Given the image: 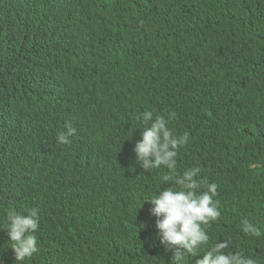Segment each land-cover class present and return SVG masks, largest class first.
I'll return each mask as SVG.
<instances>
[{"label":"trees","instance_id":"trees-1","mask_svg":"<svg viewBox=\"0 0 264 264\" xmlns=\"http://www.w3.org/2000/svg\"><path fill=\"white\" fill-rule=\"evenodd\" d=\"M50 51L66 56L61 67L46 66ZM0 96V187H14L22 207V183L12 174L18 148L47 150L58 171L21 210L38 209L41 238L53 230L78 237L133 213L137 237L120 239L96 264L130 255L138 264H174V248L153 244L149 204L140 209L173 185L161 182L166 169L145 172L133 151L140 113H174L173 133L189 132L177 171L200 167L197 179L218 186L221 217L207 229L209 246L227 240L225 251L264 264V235L245 236L239 227L248 219L264 233V0H0ZM65 112L98 129L84 153L78 146L60 153L50 136L48 118ZM26 118L39 138L26 131ZM111 149L121 157L105 156Z\"/></svg>","mask_w":264,"mask_h":264},{"label":"clouds","instance_id":"clouds-1","mask_svg":"<svg viewBox=\"0 0 264 264\" xmlns=\"http://www.w3.org/2000/svg\"><path fill=\"white\" fill-rule=\"evenodd\" d=\"M65 60L66 56L58 51L45 55L48 67L59 68ZM174 116V113H169L167 118L164 115L154 116L152 111L147 110L138 116L142 132L133 148L137 164L145 172L166 169L161 182H171L173 185L150 195L140 207L146 208L149 204L148 213L150 211L153 216L154 225L153 244L166 250L174 248V264H185L186 257L198 253H203V256L196 264H259L258 258L246 256L241 251H225L229 248L227 240L209 246L207 229L221 217L219 202L214 199L218 186L205 179H197L201 173L200 167L188 168L182 173L177 171L178 151L188 143L189 132L185 131L182 136L173 133L169 122ZM46 123L51 128L50 136L54 144L59 143L60 153L76 146L79 148L81 134L85 136V143L90 144L99 133L92 123L78 119L71 112L52 115ZM26 131L33 138H39L41 134L36 127L28 126ZM46 151L37 148L36 152L29 153L17 149L12 174L22 183L21 188L24 187V196L22 192L19 195L22 207L14 204L17 197L14 187L8 190L0 187V264H7V257L14 258L10 260L13 264H96L94 258H106L107 248L120 242V239L133 240L137 237L140 231L137 232L139 225L136 217L131 216L133 213H124L130 217L111 219L85 235L77 237L65 231L53 230L50 240L41 238L44 223L39 218L38 209H30L27 213H21V210L31 208L48 191L57 176V168L49 162ZM111 181L110 178L106 179L104 186H109ZM12 192L13 201L7 204V196ZM119 220L121 225H118ZM239 227L245 236L260 238L264 235L248 219H242ZM54 240L55 244L52 245ZM137 261L135 256L130 255L124 257L121 264H138Z\"/></svg>","mask_w":264,"mask_h":264},{"label":"bare ground","instance_id":"bare-ground-1","mask_svg":"<svg viewBox=\"0 0 264 264\" xmlns=\"http://www.w3.org/2000/svg\"><path fill=\"white\" fill-rule=\"evenodd\" d=\"M29 90H31V89H29ZM22 92V91H21ZM21 92L19 93L20 95H21ZM25 93L27 94V92L25 91ZM2 99V97L0 96V100ZM7 101L8 102H12V99L11 98H9L8 97V99H7ZM26 114H28V113H26ZM37 114H41V113H37ZM42 114H44V113H42ZM43 116V115H42ZM26 124L30 127V128H35L36 126H37V124L36 123H34L33 121H31L29 118H26ZM53 135H55V134H53ZM90 147V146H89ZM89 147H87L86 145H85V136H84V134H81V144H80V148H81V153H84L85 151H86V148L87 149H89ZM37 149V148H36ZM105 156H108V157H110V158H112V159H118V158H120L121 156H120V152H118L116 149H111L109 152H108V155H105ZM81 196H82V193H81ZM81 200H82V198H81ZM0 202H2V200L0 201ZM130 203H132V199L130 200ZM2 206H1V204H0V208H1ZM133 212H135L134 210H132ZM101 216V215H100ZM124 216H128V214H125ZM149 232H150V230H149ZM1 240V239H0ZM63 244H64V246L66 247L67 246V244H66V241H63ZM158 249H160V247H158Z\"/></svg>","mask_w":264,"mask_h":264},{"label":"water","instance_id":"water-1","mask_svg":"<svg viewBox=\"0 0 264 264\" xmlns=\"http://www.w3.org/2000/svg\"><path fill=\"white\" fill-rule=\"evenodd\" d=\"M85 168H88V166H89V163H85ZM89 172L88 171H86V175L88 174ZM91 186L93 187V188H97V184L95 183V182H92V184H91ZM24 194H25V191H24V187L22 188V195L24 196ZM22 196V197H23ZM10 250H11V248H10ZM12 251V250H11ZM12 253H13V251H12ZM7 259L8 260H12V259H14V258H12V257H7Z\"/></svg>","mask_w":264,"mask_h":264}]
</instances>
